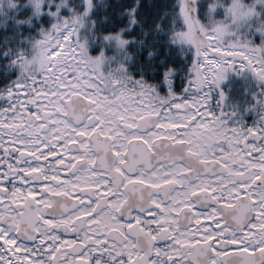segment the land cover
<instances>
[{"label":"snow or ice","instance_id":"snow-or-ice-1","mask_svg":"<svg viewBox=\"0 0 264 264\" xmlns=\"http://www.w3.org/2000/svg\"><path fill=\"white\" fill-rule=\"evenodd\" d=\"M0 264H264V0H0Z\"/></svg>","mask_w":264,"mask_h":264},{"label":"rangeland","instance_id":"rangeland-1","mask_svg":"<svg viewBox=\"0 0 264 264\" xmlns=\"http://www.w3.org/2000/svg\"><path fill=\"white\" fill-rule=\"evenodd\" d=\"M231 87H232L234 97L236 98V100H238V101L245 100L246 94H244L242 91V89H243V82L242 81H240L239 79L233 81L231 84ZM247 99H250V97H247Z\"/></svg>","mask_w":264,"mask_h":264},{"label":"flooded vegetation","instance_id":"flooded-vegetation-1","mask_svg":"<svg viewBox=\"0 0 264 264\" xmlns=\"http://www.w3.org/2000/svg\"><path fill=\"white\" fill-rule=\"evenodd\" d=\"M232 95L234 96L233 90H232ZM243 101L244 100L238 101V102H243ZM254 118H255V114L254 113H252V112H245L244 113V119H245L246 122L250 123Z\"/></svg>","mask_w":264,"mask_h":264},{"label":"trees","instance_id":"trees-1","mask_svg":"<svg viewBox=\"0 0 264 264\" xmlns=\"http://www.w3.org/2000/svg\"><path fill=\"white\" fill-rule=\"evenodd\" d=\"M11 75L14 76L15 75V72H12Z\"/></svg>","mask_w":264,"mask_h":264}]
</instances>
